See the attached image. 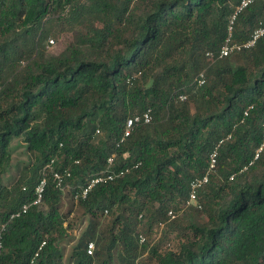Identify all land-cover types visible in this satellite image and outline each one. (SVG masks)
<instances>
[{
  "label": "trees",
  "instance_id": "obj_1",
  "mask_svg": "<svg viewBox=\"0 0 264 264\" xmlns=\"http://www.w3.org/2000/svg\"><path fill=\"white\" fill-rule=\"evenodd\" d=\"M240 1L0 0V264H65L59 242L74 231L77 210L89 223L66 263L136 264L138 248L148 247L138 242L144 214L165 224L169 210L187 208L215 149L216 173L198 192L202 209L190 206L207 220H190L177 251L153 253L159 264H264V148L254 160L264 143V36L218 55ZM261 26L264 0L238 16L234 39L246 42ZM74 29L86 44L47 53L54 32ZM37 106L42 126L32 125ZM149 111L151 122L134 123L117 147L128 121ZM20 137L36 158L25 191L2 184ZM113 154L114 168L130 171L75 202ZM51 160L71 170L66 191L49 175L43 203L10 220Z\"/></svg>",
  "mask_w": 264,
  "mask_h": 264
},
{
  "label": "rangeland",
  "instance_id": "obj_2",
  "mask_svg": "<svg viewBox=\"0 0 264 264\" xmlns=\"http://www.w3.org/2000/svg\"><path fill=\"white\" fill-rule=\"evenodd\" d=\"M58 31L54 32L47 42V53L49 55H58L72 43L78 45H84L87 43V40L84 38L83 32H80V29L65 30L62 33H59ZM51 40H53V43L50 42ZM43 123L44 113L42 108L37 106L33 112L32 125L42 126ZM95 139L96 141L103 140L104 133L101 131L100 134L95 136ZM10 153L12 158L11 168L8 173L3 176L2 184L7 186V189L10 190H14L15 186H19V188L22 189L24 187L27 188L28 182L32 179L31 170L36 158L28 151L22 137L13 139ZM64 201V209H68V203L70 201L68 194ZM193 207H181L180 210H178V221L171 222L167 220L165 224H160L158 219H156V216H151L149 212H146L138 231L142 232L147 237L148 247L138 248L137 260L135 263L159 264L157 256L153 253V250H156L158 254H163L170 250L177 251L183 241L184 230L188 227L190 220L196 222L207 220L203 212L197 211ZM72 219L76 220L74 231L59 242V248L63 253L65 264H68L66 263V259L72 253L73 248L77 246L89 223V217H83L79 210L74 213ZM105 219H109V215ZM115 264H122V262L117 259ZM233 264L239 263L234 262Z\"/></svg>",
  "mask_w": 264,
  "mask_h": 264
},
{
  "label": "built area",
  "instance_id": "obj_3",
  "mask_svg": "<svg viewBox=\"0 0 264 264\" xmlns=\"http://www.w3.org/2000/svg\"><path fill=\"white\" fill-rule=\"evenodd\" d=\"M262 1V0H241L240 3L235 7L234 12L231 14L229 21H228V27H227V36L221 45L218 55L220 58H226L231 55H234L236 53L241 52L243 49L252 48L256 41L264 36V27L257 28L254 33L252 34L251 38L246 42H238L234 39V29H235V23L238 18V16L245 11L249 6H251L253 3ZM53 43V40L50 41ZM206 59L208 62H212L215 59V53L214 52H207L206 53ZM195 81L198 86H203L207 82L206 77V71H201L197 77L195 78ZM180 100L184 101L187 99V95L182 94L179 96ZM245 115H248V112H245ZM143 119L144 123H150L152 120V115L149 112L145 113L142 118L137 116L135 118H131L128 121L127 128L124 132L123 137L119 140L117 143V147L120 146L124 140L130 135L131 128L134 123H139ZM101 131L97 129L96 134H100ZM263 135H264V128H263ZM232 135H228L226 138L221 139L219 141V145L223 144L227 140H231ZM264 148V143L262 146L257 149L254 160H257L259 158L260 153L262 152ZM115 159L116 155L113 154L107 162L106 167L94 174H90L85 178V183L83 186L80 187L79 191L74 195V201L78 202L80 199L85 200L88 196V194L91 192V190L99 184L106 183V182H113L118 178H121L125 176L129 171L130 168H123V169H115ZM217 160H218V149H215L209 156L208 159V167L203 174L202 177L196 178L190 185L189 190V197L186 203V207L194 206L197 209H202V205L199 202V196L198 192L203 189L209 182V179L211 175L216 173L217 169ZM76 163H79V161H76ZM51 176L53 181L55 182L57 188L61 189L63 192L66 191L68 188L66 182L68 179L71 178L72 173L69 168H58L56 165L55 160H51L49 163H47L43 169L41 170L40 177L38 182L36 183L34 187V196L33 198L25 202L18 211L12 213L10 215V220H13L15 218L20 217L23 214H26L31 208L40 206L44 201V196L48 187V176ZM233 178V177H231ZM23 190H26V187L23 188ZM169 221H173L177 218L178 212L175 210H169L168 214ZM142 218V216H141ZM138 242L140 245H144L147 243V237L140 233L138 236ZM46 242H43L38 250V253L42 250ZM95 250V243L89 242L87 245V253L88 255H93ZM36 254L38 256L39 254Z\"/></svg>",
  "mask_w": 264,
  "mask_h": 264
}]
</instances>
